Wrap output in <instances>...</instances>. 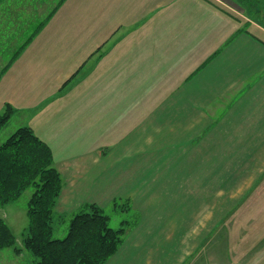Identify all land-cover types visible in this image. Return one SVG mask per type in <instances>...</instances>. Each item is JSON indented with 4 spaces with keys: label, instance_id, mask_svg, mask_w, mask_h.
<instances>
[{
    "label": "crops",
    "instance_id": "obj_1",
    "mask_svg": "<svg viewBox=\"0 0 264 264\" xmlns=\"http://www.w3.org/2000/svg\"><path fill=\"white\" fill-rule=\"evenodd\" d=\"M229 1L0 0V110L24 112L50 146L63 179L56 212L125 200L141 215L106 264H212L220 249L200 243L214 232L208 208L233 212L264 193V30ZM71 94L85 95V109L65 107ZM74 106L87 121L60 128L57 114ZM55 112L54 132L37 126ZM144 159L183 163L160 183L134 163Z\"/></svg>",
    "mask_w": 264,
    "mask_h": 264
},
{
    "label": "trees",
    "instance_id": "obj_2",
    "mask_svg": "<svg viewBox=\"0 0 264 264\" xmlns=\"http://www.w3.org/2000/svg\"><path fill=\"white\" fill-rule=\"evenodd\" d=\"M237 1L249 10L253 7L252 0ZM14 113L15 109L6 104L0 114V131ZM30 188L34 192L27 207L23 248L17 247L11 228L0 219V250L13 248L17 254L25 250L37 259V264H106L118 252L131 224L127 221L122 228L114 229L110 217L96 204L87 205L88 212L74 215L65 238L53 239L63 179L54 166L50 146L25 126L0 146V207L17 202Z\"/></svg>",
    "mask_w": 264,
    "mask_h": 264
},
{
    "label": "rangeland",
    "instance_id": "obj_3",
    "mask_svg": "<svg viewBox=\"0 0 264 264\" xmlns=\"http://www.w3.org/2000/svg\"><path fill=\"white\" fill-rule=\"evenodd\" d=\"M229 4H232V6L235 8L234 10L238 13V15H240L241 19L243 17L246 19L244 21H247L248 24L254 25L253 27L251 26L252 29H256V31L264 30V0H252L253 7L250 6V10L248 6L244 7L236 0H230ZM85 75L86 69H84L79 78L73 81L69 86V89L71 90H65L66 94L74 91L75 85L78 84L79 81L83 82L85 80ZM79 85L80 84H78V86ZM85 98V95L79 96L76 94H71L62 101L64 102L65 107H71L72 105H83L82 109H85L84 106H87V103L85 104ZM54 99H56L54 101L59 100L56 97ZM60 107L63 110L62 107L64 106H62V104H60ZM3 112L4 108L0 110V114ZM23 113L24 112L15 113L9 123L0 131V146L3 145L18 129L29 126V121H26ZM96 113L98 114V112ZM86 114L87 113L85 111H77L75 106L72 109L66 108L63 112L60 111L59 114H57L60 116V128H62L63 125H66H62V123H66L64 120L71 124L86 122ZM36 118L34 120L38 123V127L41 125L43 128L49 123H52L49 125L51 128L50 130L52 132L55 131L56 112L52 120L53 122H45L44 125H42V123L39 122V119ZM95 119L96 116H94V120ZM140 162L143 164L142 168L144 176L145 174H150L151 171H155L160 176V183H165L170 176L169 173H174L177 170V167L183 163V161H175V166L170 168V163H172V161H168L167 159H144L134 161V163ZM213 163L214 161H210L208 164L211 167ZM120 165L122 167L129 166L126 161H122L121 164H118V167H120ZM104 177L105 179H108L106 175H104ZM104 177L100 176L95 179L97 182L96 185H94V188L90 187V195L91 193L92 195H95L97 193V189H102L101 186L103 185ZM33 192L34 190L30 188L24 192L22 197L17 202L11 203L2 208L0 207V219H4L11 228L17 240V247L21 249L23 248V240L25 237L24 233L28 227V202ZM140 200L142 199H139L138 201ZM223 202L224 204H233L236 202V200H226V195L224 193ZM116 203L117 205L110 204L108 206H102L104 214L110 217V223L114 229L122 228L123 223L127 221H129L131 225L136 221L139 223L141 220V215L139 212L133 209V206L130 202L118 200ZM88 211V208L82 207L75 214ZM215 211L217 216H219L221 212L223 213L224 217L222 224H217L216 228L214 222L210 223L212 220L215 221L216 219L214 216ZM230 212L231 208L229 207H223L221 209L208 208V215L212 214L213 216H209L210 219L206 224V227L208 230L212 228L214 232L210 233L207 240L200 241L201 247L204 245L207 251L214 248H219L220 251H217L218 257H215L213 252H210L206 256L207 261H209L210 258V262H212V264H220L217 261H220L221 264H264V193H262L261 190H258L254 193L248 194L247 197L244 196V199L238 202V206L234 208L233 212ZM247 214L251 216H258L257 218L254 216L253 217L254 219H258L256 221L260 222L247 225L246 223H237V218H233V216L236 215L247 216ZM73 217L74 215H71V213L61 216L55 212L53 239H63L67 236L69 231V223ZM202 226H204V224H202ZM247 226L251 227V230L248 231ZM190 227L191 230H199L198 225L196 224H191ZM219 234L221 235V239H217ZM214 258L217 260L216 262H214ZM200 259H202V256H200ZM193 260L194 261L191 262L193 264H200L202 262L199 260V256L194 257ZM0 264H37V259L31 253L26 252L25 250H23L21 254H17L13 248H8L0 250Z\"/></svg>",
    "mask_w": 264,
    "mask_h": 264
}]
</instances>
